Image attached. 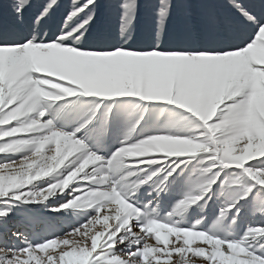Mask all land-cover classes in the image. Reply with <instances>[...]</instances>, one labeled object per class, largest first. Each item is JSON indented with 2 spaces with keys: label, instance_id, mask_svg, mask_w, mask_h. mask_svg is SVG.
Wrapping results in <instances>:
<instances>
[{
  "label": "snow or ice",
  "instance_id": "1",
  "mask_svg": "<svg viewBox=\"0 0 264 264\" xmlns=\"http://www.w3.org/2000/svg\"><path fill=\"white\" fill-rule=\"evenodd\" d=\"M0 264H264V0H0Z\"/></svg>",
  "mask_w": 264,
  "mask_h": 264
}]
</instances>
